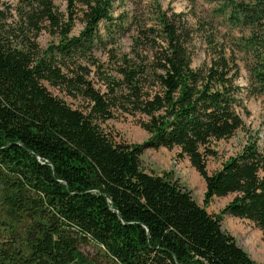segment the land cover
<instances>
[{
    "label": "trees",
    "instance_id": "1",
    "mask_svg": "<svg viewBox=\"0 0 264 264\" xmlns=\"http://www.w3.org/2000/svg\"><path fill=\"white\" fill-rule=\"evenodd\" d=\"M216 1L193 24L156 1L116 14L115 0H63L65 12L0 0V264H97L87 245L115 264H257L221 218L264 237V141L248 134L212 174L207 160L244 130L250 100L264 113V0ZM197 43L208 62L194 69ZM121 116L148 135L142 145L102 128ZM146 149L187 160L203 206L171 173L146 172Z\"/></svg>",
    "mask_w": 264,
    "mask_h": 264
},
{
    "label": "rangeland",
    "instance_id": "2",
    "mask_svg": "<svg viewBox=\"0 0 264 264\" xmlns=\"http://www.w3.org/2000/svg\"><path fill=\"white\" fill-rule=\"evenodd\" d=\"M156 1L163 10L173 11L175 13H186L190 22L195 24L198 19L205 18L206 15L212 14L219 3L216 0H115L117 8L116 14L130 12L142 5L144 8L153 7ZM229 1V0H225ZM55 6L65 12V3L63 0H53ZM221 23V20L218 19ZM222 32L220 37L226 33L224 28H219ZM80 26L77 24L74 34H77ZM123 39L122 46L127 48L129 39ZM51 41L46 34L39 39L42 48ZM207 48L205 45L197 43L196 51L192 60L194 69L200 68L207 64ZM241 85H245L246 73L241 71ZM249 117L244 120L245 128L238 131L232 138L222 140L213 144L212 148L216 155L207 160V172L212 174L220 170L222 164L231 157L236 156L247 142L248 134L257 136L261 143L264 141V113L261 99H252L247 104ZM105 132L111 134L115 140H121L128 144L142 145L148 135L136 124V119L129 116H121L115 120L108 121L102 125ZM141 167L148 173L161 175L171 173L172 177L179 184L190 191L192 198L199 205L203 206L205 193V184L202 178L191 168L187 160H180L177 157V151H168L166 149H146L141 156ZM231 200L227 198H214L206 207V211L211 215H218L224 206ZM221 228L223 232L231 236L238 247H240L251 260L257 264H264V237L252 223L229 216L221 218ZM82 254L97 264H115L103 256L102 252L93 245L81 247Z\"/></svg>",
    "mask_w": 264,
    "mask_h": 264
}]
</instances>
